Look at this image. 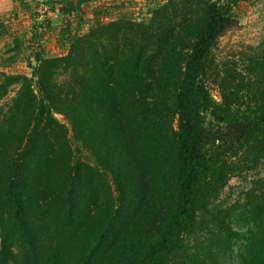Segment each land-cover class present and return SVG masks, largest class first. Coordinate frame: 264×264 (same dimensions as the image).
<instances>
[{"label": "trees", "instance_id": "16d2710c", "mask_svg": "<svg viewBox=\"0 0 264 264\" xmlns=\"http://www.w3.org/2000/svg\"><path fill=\"white\" fill-rule=\"evenodd\" d=\"M54 2L60 20L87 0ZM240 2L96 12L82 34L66 20L65 55L2 75L0 264H264V180L217 204L264 163V40L213 55Z\"/></svg>", "mask_w": 264, "mask_h": 264}, {"label": "rangeland", "instance_id": "374dc122", "mask_svg": "<svg viewBox=\"0 0 264 264\" xmlns=\"http://www.w3.org/2000/svg\"><path fill=\"white\" fill-rule=\"evenodd\" d=\"M54 1L0 0V22L3 25L0 35V82L2 75L30 77L31 69L35 65L33 55L36 52L42 50L47 57L65 54L66 51L62 50L63 45L60 42V32L66 24L51 26L50 4H46L51 2L55 7ZM164 1L87 0L84 6L85 12L73 19L70 27L72 31H78L79 34L86 32L94 24L96 12L109 13L110 17L104 19V22L124 15L136 21L144 20L147 19L150 9L156 8ZM237 13L238 26L221 37L213 51L218 61L236 58L245 51L246 47H257L264 40V0H241ZM47 32L50 34L47 35ZM12 47L17 49L16 53H11ZM15 91L16 88L11 90L1 104L8 103ZM56 118L66 125L62 117L56 116ZM69 138L76 155L85 159L87 154L81 150L78 143L71 139L70 134ZM259 180H264V163L258 170L250 171L242 177L231 178L220 193L217 204L228 206L241 200L243 194Z\"/></svg>", "mask_w": 264, "mask_h": 264}, {"label": "crops", "instance_id": "0c3cea01", "mask_svg": "<svg viewBox=\"0 0 264 264\" xmlns=\"http://www.w3.org/2000/svg\"><path fill=\"white\" fill-rule=\"evenodd\" d=\"M49 18H50V23H51V26H57V25H61L62 23L64 24V22L66 21V20H69L70 22H72L73 21V19H68V18H60V20H59V18H55V17H53V15L50 13L49 14ZM74 32V31H73ZM48 34H50V33H48L47 32V35ZM51 38H53V37H51ZM56 38V37H55ZM60 38H61V33H60ZM49 40H50V38H49ZM54 41V40H53ZM58 42V41H57ZM60 42H61V40H60ZM62 43V42H61ZM50 45V44H49ZM62 45H63V51H66L67 52V42H64V43H62ZM15 47H12V49H11V53H16L17 52V49H14ZM66 52H65V54H66ZM64 54V55H65ZM58 56H61V55H58Z\"/></svg>", "mask_w": 264, "mask_h": 264}]
</instances>
